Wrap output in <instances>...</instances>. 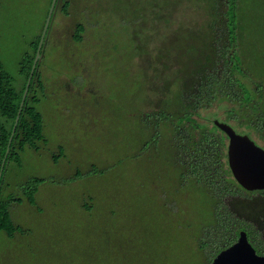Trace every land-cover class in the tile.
<instances>
[{"label":"rangeland","instance_id":"374dc122","mask_svg":"<svg viewBox=\"0 0 264 264\" xmlns=\"http://www.w3.org/2000/svg\"><path fill=\"white\" fill-rule=\"evenodd\" d=\"M224 1L60 0L37 66L45 143L25 148L20 166H6L2 195L20 199L26 182H43L34 206L11 204L12 222L23 233L8 240L0 232V264H210L223 239L212 217L215 202L177 180L166 153L170 123L160 122L158 134L142 117L174 111L178 82L201 60ZM50 4L0 0V62L17 90L24 82L19 63L41 35ZM241 6L264 9V0ZM77 23L84 32L74 43ZM263 27L254 31L258 37ZM217 114L214 120L247 133L243 122ZM60 146L65 154L58 160ZM262 195L252 201L258 203L253 217L252 203L249 215L241 214V200L229 203L238 213L232 211L233 223L250 224L264 239ZM92 199L100 205L88 212L82 205ZM108 222L113 229H105ZM204 242L210 244L200 250Z\"/></svg>","mask_w":264,"mask_h":264},{"label":"trees","instance_id":"16d2710c","mask_svg":"<svg viewBox=\"0 0 264 264\" xmlns=\"http://www.w3.org/2000/svg\"><path fill=\"white\" fill-rule=\"evenodd\" d=\"M241 4L242 0H225L223 13H216L217 24L213 23L211 29L213 36L206 43L205 50L200 52L201 60L196 59L194 71L182 76L181 82H178L177 93L173 95L174 111L167 113L161 110L147 114L145 118L157 120V131L160 129L161 121L164 124L170 123L173 128L170 152H176L179 149L185 154L190 152V149L185 147L190 145L188 142L190 140L195 143L197 152L207 151L201 165L191 166L190 160L185 162L187 158L181 156L180 161L185 162L182 168L194 169L190 173L187 172L186 175L192 174L194 178L202 179V183L206 184L205 188L211 201L215 202L212 207V217L217 224L218 232L222 233L223 237L219 242V249L221 245L229 246L234 241V236L238 235L237 231L241 230L248 232L253 247L260 255L264 253V239L254 236L258 233L251 231L250 224L233 223L232 211L237 215L238 213L229 200L227 201L228 207L222 200L227 195L236 194V188H240L237 183L235 184L228 167L223 173L226 179L224 178L223 181L219 179L222 174L218 171L224 167L220 163V159L224 157L222 155L224 153V138L214 131L217 128L213 125L210 132L209 130L195 131L196 133L193 134L191 131H178L184 122H189L197 129L200 126L198 119L211 125L212 121L219 117L217 112L222 110L227 121L233 119L239 125L243 122L241 125L249 134L245 135L249 136L258 146L262 148L264 146V35L258 37V34L254 32L264 25V9H249ZM61 10L65 12L66 6H63ZM252 16L253 21H251ZM251 23L257 29L254 27L252 30ZM80 30L79 28L77 31V40L80 39ZM40 36H36L30 44V51L24 54L19 63V72L24 78L20 89H16L12 77L4 70L0 62V174L2 173L0 179V232L5 234L8 240H12L15 234L23 233L22 229L12 222L11 204H20L25 201L29 206H34L37 188L43 182L39 178H32L26 182L20 199L2 195L6 166L10 164L20 166V154L25 148L36 150L38 143H45L43 118L37 109L40 102L38 94L44 90L39 70L33 74L15 131L11 135ZM186 77L187 85L183 82ZM242 80H246L249 84ZM213 104L216 109L209 110ZM193 138H195L194 141ZM9 139H11L10 142ZM3 162H7L4 169H2ZM198 166L208 170L214 169V171L211 174L201 175L196 170ZM260 194L264 195V192H260ZM249 205V201L242 202L240 205L243 209L241 214L249 215ZM222 207L225 212L220 215Z\"/></svg>","mask_w":264,"mask_h":264},{"label":"water","instance_id":"95a60500","mask_svg":"<svg viewBox=\"0 0 264 264\" xmlns=\"http://www.w3.org/2000/svg\"><path fill=\"white\" fill-rule=\"evenodd\" d=\"M58 2L59 0H51L48 15L38 42L35 58L22 95L20 109L16 116L11 135H13L15 131L33 74L37 70L41 57L42 45L53 21ZM213 124L228 138L227 163L235 182L245 191L264 192V148L258 146L249 136L237 134L228 124L218 122L217 120H215ZM10 141L11 139H9V142ZM5 164L7 165V162H3L2 169H4ZM1 176L2 173L0 174V179ZM212 264H264V253L258 255L248 241L246 232L240 231L237 235L236 242L220 251L213 259Z\"/></svg>","mask_w":264,"mask_h":264},{"label":"flooded vegetation","instance_id":"af4514ba","mask_svg":"<svg viewBox=\"0 0 264 264\" xmlns=\"http://www.w3.org/2000/svg\"><path fill=\"white\" fill-rule=\"evenodd\" d=\"M59 2H60V0H59ZM59 2H58V4H57V8H56V12H57V9H58V5H59ZM63 6H66V10H65V12H64V14H66L67 13V9H68V6H69V4L67 3V2H65L63 5H62V7ZM62 7H61V9H62ZM60 9V10H61ZM62 11V10H61ZM56 12H55V15H56ZM55 15H54V17H53V21H54V18H55ZM53 21H52V23H51V25H50V27H49V30H48V34H47V36H51V33L53 32V30H52V25H53ZM81 29L80 31H81V33H80V39H76V36H77V31H78V29ZM84 32V26L81 24V23H77L76 25H75V29H74V35L72 36V39H73V42L74 43H79V42H81L82 41V37H81V35H82V33ZM53 34V33H52ZM49 37H48V40H49ZM51 45L52 46H55V47H59L60 45H55V43H54V40L53 39H51ZM92 85V84H91ZM90 85V86H91ZM87 86H88V84L84 87L86 90H87ZM93 86V85H92ZM91 86V87H92ZM90 90H92L93 91V89H94V87H92V88H89ZM87 91H89V90H87ZM177 108H178V106H177ZM151 114V113H150ZM142 119H144L145 120V122H150L149 124H148V128L149 127H151L152 128V130L151 131H156L157 129H156V127H157V120L156 119H154V118H145L144 116L142 117ZM215 120H213L212 121V124L210 125V124H207L206 123V121H204L203 120V122L204 123H200V126H198V128L197 129H195V127H194V125H192V124H189V122H187V123H183V126L182 127H179L178 128V131L180 132V131H191V132H193V134L194 133H196L195 131H207V130H209V132L211 131V127H212V125L213 126H215L214 124H213V122H214ZM218 121V120H217ZM162 122V121H161ZM219 122V121H218ZM229 125V124H228ZM216 127V126H215ZM217 128V127H216ZM234 130V129H233ZM216 133H218V135L220 136V137H223L224 139H223V144H224V153L222 154L224 157L223 158H221L220 159V163H222L223 165H224V167H223V169H220L218 172L219 173H221L222 175L221 176H219V179L221 180V181H223L224 180V178L226 179V177L223 175V173H225L226 172V170H227V167H228V163H227V146H228V138H227V136L222 132V131H220L218 128H217V130H214ZM235 131V130H234ZM158 132V131H157ZM236 132V131H235ZM195 140V138H193V141ZM189 142V146H185L186 148H189L190 149V152H186V154L184 153V152H182L180 149L179 150H177L176 152H174V151H172V152H169V151H166V153L168 154V156H169V159L171 160L170 161V165H171V168L172 169H176V171H177V173H178V178H177V180L179 181V182H182V183H190V185L191 186H195L196 188H198L199 190H201V192L202 193H204L206 196H207V198L209 199V200H211L210 199V195H208V193H207V191H206V184L203 182L202 183V179H198V178H194L193 176H192V174H190V175H186L187 174V172H191V171H194V169H186V168H182V166L183 165H185L184 163L187 161V160H190V162L189 163H191L192 165L191 166H194V165H201V163L202 162H204V160H203V156H205L206 154H207V151H201L200 150V152H197L196 151V146H195V143L194 142H192L191 140L190 141H188ZM60 149V150H59ZM59 153H58V156H57V159L59 160L62 156H64V154H65V151H64V149L60 146L59 147ZM217 154V153H216ZM180 156L181 157H184V158H187L186 160H185V162L184 161H180ZM189 156V157H188ZM174 164H175V166H174ZM95 164L94 163H91V167L92 168H94L95 169ZM78 170H76V172H75V174L77 173L78 175H81L82 174V172H81V168H77ZM196 170H197V172L199 173V174H201V175H205L206 173H209V174H211L212 173V171H214V169H207V168H205V167H201V166H198V167H196ZM228 170H229V168H228ZM188 173V174H189ZM232 176V175H231ZM199 177H201V176H199ZM201 178H203V177H201ZM233 178V177H232ZM197 179V180H196ZM234 180V179H233ZM199 182V183H198ZM215 182H218V180H215ZM234 182H235V180H234ZM235 184H236V182H235ZM239 186V185H238ZM240 187V186H239ZM260 192H262V191H254V192H248V191H245V190H243L241 187L240 188H236V194H231V195H227V197H224L222 200L225 202V203H227V201L229 200H235L236 199V201H239V202H243V201H249L250 203H252V205H253V207H255L254 209H252V215L254 216L255 214H256V209H257V205H258V203L256 202V203H253L252 201L255 199V195H257L258 196V198L259 197H261L260 195H262V194H260ZM244 195H249L250 197L249 198H243V196ZM262 196H264V195H262ZM92 198V197H91ZM93 199H94V196H93ZM91 200L93 203L91 204V205H82V206H86V208H87V210H88V212H90L94 207H96V206H99L100 204H99V202H96V200ZM241 200V201H240ZM241 202V203H242ZM255 204V205H254ZM92 212V211H91ZM88 219L90 218V217H87ZM263 221V220H262ZM109 226V222H108V224H105L104 226H105V229H107V228H110V229H113V227L112 226ZM107 227V228H106ZM100 229H104L103 228V226H100L99 227V230ZM105 229L101 232L102 234L103 233H105ZM112 231V230H111ZM241 230H239V231H237V234L240 232ZM246 234H247V238H248V241L251 243V245H252V240H251V237L248 235V232H246ZM236 239H237V235L236 236H234V241L229 245V246H231V245H233L235 242H236ZM111 242H110V244L113 242V239L112 240H110ZM209 242H204L203 244H201V246L199 247L200 248V250H205L208 246H209ZM229 246H224V245H221L220 246V249H218V251H217V253L215 254V256H214V258L217 256V254L220 252V251H222V250H224V249H226V248H228ZM253 247V246H252ZM254 248V247H253ZM255 249V248H254ZM256 250V249H255ZM257 253V252H256ZM134 254H135V252H134ZM145 255V253H142V257ZM259 255V254H258ZM261 255V254H260ZM149 257V256H148ZM148 257L147 256H145V258H144V260H147L148 259ZM213 258V259H214ZM213 259L211 260V262H210V264H212V261H213Z\"/></svg>","mask_w":264,"mask_h":264}]
</instances>
